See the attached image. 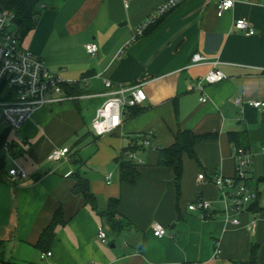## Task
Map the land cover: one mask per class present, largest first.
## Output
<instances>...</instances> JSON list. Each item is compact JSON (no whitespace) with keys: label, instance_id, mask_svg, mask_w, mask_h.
Masks as SVG:
<instances>
[{"label":"crops","instance_id":"obj_1","mask_svg":"<svg viewBox=\"0 0 264 264\" xmlns=\"http://www.w3.org/2000/svg\"><path fill=\"white\" fill-rule=\"evenodd\" d=\"M165 1L44 0L38 8L37 24L23 47L42 57L64 82L82 81L86 95L37 109L22 125L18 156L28 177L0 184V264H243L253 247L257 264H264V106L249 105L264 103V0H235L221 16L220 0H183L135 38ZM239 19L256 34L236 31ZM88 44L98 46L96 55L87 53ZM196 53L208 62L191 66ZM213 63L226 79L192 90ZM106 81L116 87L143 84L147 99L138 114L126 110L115 133L98 137L92 123L107 99ZM185 130L218 138L196 145L197 160L184 158L178 189L173 169L159 166L158 150L172 146ZM151 132L153 148L147 149L137 139ZM232 133L252 155L248 183L258 193L238 216V225L219 216L201 219L188 210L203 199L214 213L222 211L212 178L236 174ZM140 145L134 152L142 161L140 178L129 185L121 180L117 159ZM58 148H70L71 159L49 161ZM78 173L89 181L100 212L74 193ZM202 174L205 180L199 179ZM111 200L118 201L117 218L127 224L123 230H114L101 216ZM59 209L65 222L47 251L51 256L42 259L45 252L36 245ZM155 223L166 228V236L154 235ZM100 228L106 243L98 238Z\"/></svg>","mask_w":264,"mask_h":264},{"label":"built area","instance_id":"obj_2","mask_svg":"<svg viewBox=\"0 0 264 264\" xmlns=\"http://www.w3.org/2000/svg\"><path fill=\"white\" fill-rule=\"evenodd\" d=\"M183 0L165 1L148 19L141 25L136 33V37H141L146 30L165 17L168 13L178 7ZM235 0H220L218 4L219 15L230 12L235 6ZM236 31L245 33L247 36L256 34L250 24L243 19L235 21ZM23 39L14 22V16L7 12H0V137L6 130H10V135L1 146L7 160H10L12 167L9 169L7 179L19 180L28 177L26 171L16 161L12 146L19 139V131L22 125L37 110L54 103L65 100H73L62 92V85L65 84L58 75L53 73L47 66L46 61L23 47ZM98 46L95 44L86 45L88 54L94 56L98 53ZM204 55L196 53L192 57L191 66L208 62ZM214 69L204 78L192 85L191 89L204 91L207 85L220 83L226 79L224 73L216 69L217 63H213ZM107 89L106 101L97 109L92 123L93 132L101 137L115 133L123 124L126 110L137 108L144 104L147 96L143 90V84L114 86L110 81H106ZM82 98V97H81ZM207 98L203 97L202 102ZM236 104H241V99L235 100ZM249 105L255 108H262L264 103L251 101ZM4 126V129L1 127ZM153 133L144 136L142 144L145 148H153ZM236 161V174L232 178L215 175L212 180L218 187L223 203L222 211L217 214L213 212V205L210 201L198 199L188 206V210L198 213L201 219H210L215 216L222 217L231 223H240L238 216L245 212L246 207L258 199V193L253 189L248 181V173L252 164V155L241 147L234 148ZM71 159L70 148L54 149L48 156L51 162H62ZM126 159L135 164H141L134 152H128ZM110 174L106 179L110 184ZM200 180H205L204 174L199 176ZM256 222L254 221L249 230L254 231ZM154 235L162 238L167 235V230L161 224L153 225ZM98 238L106 243L108 236L103 228L98 231ZM52 253L42 254V259L51 256ZM218 255V249L215 250Z\"/></svg>","mask_w":264,"mask_h":264},{"label":"trees","instance_id":"obj_3","mask_svg":"<svg viewBox=\"0 0 264 264\" xmlns=\"http://www.w3.org/2000/svg\"><path fill=\"white\" fill-rule=\"evenodd\" d=\"M44 0H0V12L7 11L14 16V22L17 28L20 31L22 39L31 32L36 24L37 19L39 17L38 8L42 6ZM163 19V18H162ZM161 19V20H162ZM154 25H151L145 32L148 33L154 27H156L160 21ZM89 73L84 76L88 77ZM81 82L79 83H65L62 85V92L65 96L72 98L73 100H78L81 97L85 96V92L83 87L81 86ZM132 110V115L138 114L140 109L137 108H130ZM10 130H6L5 133L0 137V184H4L7 182V177L9 174V168L7 165V157L1 153V146L4 142L7 141ZM145 135L138 136L137 140H143ZM218 138L217 135L214 134H206V135H197L192 131H179L175 137V142L172 146L168 148H161L159 149V166L171 168L175 174V182L177 188H180V183L182 181L183 173H184V158L187 156L190 159L197 160V156L195 153V147L198 143L204 141H212ZM229 140L236 144L237 147H240L239 144V135L236 133H232L229 135ZM142 148V145L135 146L134 148L124 150L122 156L117 159V163L120 165L121 170V180L122 182L134 185L138 182L140 178V173L137 169L138 164H135L133 161H129L126 159V154L128 152H135L137 149ZM13 153L17 157L21 154L20 145L15 142L12 146ZM75 163H79V161L72 157ZM76 184L73 189L74 193L77 195H81L87 206H89L92 210L96 212H100L97 206L95 196L90 192L89 188V181L83 177L80 173L76 174ZM117 207L118 201L111 200L109 203L108 210L105 213H102L101 216L106 219L108 224L114 230H123L127 227L124 221L119 220L117 218ZM64 216L59 209L50 225L44 229L42 232L40 239L36 245V247L41 252H47L55 239L56 230L59 226L64 224ZM257 248L253 247L251 249V257L250 260L243 264H257ZM48 253V252H47ZM3 262V261H2ZM4 263V262H3ZM6 264V263H4Z\"/></svg>","mask_w":264,"mask_h":264},{"label":"rangeland","instance_id":"obj_4","mask_svg":"<svg viewBox=\"0 0 264 264\" xmlns=\"http://www.w3.org/2000/svg\"><path fill=\"white\" fill-rule=\"evenodd\" d=\"M2 126V125H1ZM2 129H4V126L1 127ZM16 161L20 164V161H21V157L20 156H17L16 157ZM7 165H8V168L12 167V163L10 160L7 161ZM112 167L115 168V163L113 162L112 164ZM106 230L108 231V233H112L108 228H106ZM109 240V239H108Z\"/></svg>","mask_w":264,"mask_h":264},{"label":"water","instance_id":"obj_5","mask_svg":"<svg viewBox=\"0 0 264 264\" xmlns=\"http://www.w3.org/2000/svg\"><path fill=\"white\" fill-rule=\"evenodd\" d=\"M173 228H174V226L171 229H173Z\"/></svg>","mask_w":264,"mask_h":264}]
</instances>
